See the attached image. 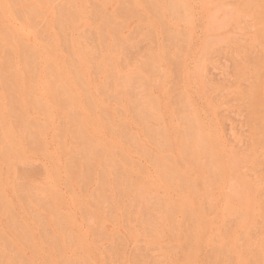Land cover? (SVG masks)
Here are the masks:
<instances>
[{
    "label": "rangeland",
    "instance_id": "rangeland-1",
    "mask_svg": "<svg viewBox=\"0 0 264 264\" xmlns=\"http://www.w3.org/2000/svg\"><path fill=\"white\" fill-rule=\"evenodd\" d=\"M0 264H264V0H0Z\"/></svg>",
    "mask_w": 264,
    "mask_h": 264
},
{
    "label": "bare ground",
    "instance_id": "bare-ground-1",
    "mask_svg": "<svg viewBox=\"0 0 264 264\" xmlns=\"http://www.w3.org/2000/svg\"><path fill=\"white\" fill-rule=\"evenodd\" d=\"M179 40V39H178ZM178 42V41H177ZM183 42V41H182ZM179 44H180V42H178ZM184 43H185V41H184ZM211 45H212V43H211ZM180 47V46H179ZM180 50V49H179ZM181 51V50H180ZM182 52V51H181ZM183 53V52H182ZM203 57V56H202ZM203 71V70H202ZM204 72V71H203ZM203 74V73H202ZM203 76V75H202ZM205 80V79H204ZM204 82V81H203ZM206 87V86H205ZM208 87V86H207ZM180 94V93H179Z\"/></svg>",
    "mask_w": 264,
    "mask_h": 264
}]
</instances>
